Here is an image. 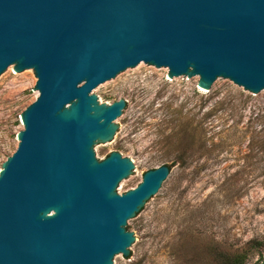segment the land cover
Returning <instances> with one entry per match:
<instances>
[{"label": "water", "instance_id": "95a60500", "mask_svg": "<svg viewBox=\"0 0 264 264\" xmlns=\"http://www.w3.org/2000/svg\"><path fill=\"white\" fill-rule=\"evenodd\" d=\"M167 76L264 89V0H0V75L31 69L35 100L0 167V264H113L128 258L132 218L171 173L111 151L124 99L94 88L140 63ZM264 264V262L262 263Z\"/></svg>", "mask_w": 264, "mask_h": 264}, {"label": "rangeland", "instance_id": "374dc122", "mask_svg": "<svg viewBox=\"0 0 264 264\" xmlns=\"http://www.w3.org/2000/svg\"><path fill=\"white\" fill-rule=\"evenodd\" d=\"M197 80L142 62L94 88L99 102L126 101L113 140L93 147L98 160L118 151L133 162L119 193L147 170L171 172L127 221L130 256L113 264H209V243L243 249L246 264L264 262V89L251 94L217 78L203 90ZM34 82L31 69L0 75V167L38 95Z\"/></svg>", "mask_w": 264, "mask_h": 264}, {"label": "trees", "instance_id": "16d2710c", "mask_svg": "<svg viewBox=\"0 0 264 264\" xmlns=\"http://www.w3.org/2000/svg\"><path fill=\"white\" fill-rule=\"evenodd\" d=\"M207 247L209 264H246L247 254L243 249H224L210 243Z\"/></svg>", "mask_w": 264, "mask_h": 264}, {"label": "bare ground", "instance_id": "6f19581e", "mask_svg": "<svg viewBox=\"0 0 264 264\" xmlns=\"http://www.w3.org/2000/svg\"><path fill=\"white\" fill-rule=\"evenodd\" d=\"M202 89V88H201Z\"/></svg>", "mask_w": 264, "mask_h": 264}]
</instances>
